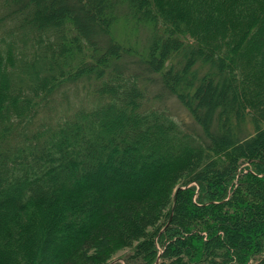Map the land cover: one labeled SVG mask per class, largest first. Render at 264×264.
I'll return each instance as SVG.
<instances>
[{
    "label": "trees",
    "instance_id": "obj_1",
    "mask_svg": "<svg viewBox=\"0 0 264 264\" xmlns=\"http://www.w3.org/2000/svg\"><path fill=\"white\" fill-rule=\"evenodd\" d=\"M118 1L0 0V264H264V0Z\"/></svg>",
    "mask_w": 264,
    "mask_h": 264
},
{
    "label": "rangeland",
    "instance_id": "obj_2",
    "mask_svg": "<svg viewBox=\"0 0 264 264\" xmlns=\"http://www.w3.org/2000/svg\"><path fill=\"white\" fill-rule=\"evenodd\" d=\"M115 2L119 3L120 1L106 0L105 3L107 5V8H109L110 6H112V4H115ZM120 4L122 3L120 2ZM127 14L128 13H126V15ZM94 19H95L94 27L98 28L97 27L98 22L96 23V15L94 16ZM133 21L127 15L126 20H122L118 24L114 25L112 29H110L112 36L116 40V42H119L124 49L126 47L128 50V52L126 53L127 57L125 56L124 58H122L120 62L117 64L120 63H122L123 65L127 64V67H129L128 63L132 61V59H135L136 61L139 56L144 57L146 55V53L148 52L149 43L152 38V32L150 30L149 25H147L144 28V26H141V24L136 23L137 25L138 24L139 25L135 26V24H132ZM80 82L82 83H77V86L76 85L71 86L72 87L71 92L68 91L71 101L72 100L76 101L78 105H80L81 101L83 100L82 97L83 95H85V93L83 92V89H85L83 85L84 80H81ZM153 86L154 85H151V87L149 86L150 89L153 88ZM160 86L162 87V85ZM160 86L156 85L157 90L159 92L158 98H162V100H164V102L162 103L164 105L167 104L169 106L170 110L174 112V116L175 117L177 116L178 118H181V116H188L187 112L180 106V103L174 100L176 99V96L174 97L171 94L165 92L163 88L161 89ZM79 87L80 89H78ZM161 92L163 93L160 94ZM63 97L65 98L67 103V99L65 96L60 95L59 99ZM84 104H86V102ZM52 106L49 107L52 108ZM46 112H48V109H46ZM46 114L48 116L49 113ZM139 242L140 240H135L134 242L131 243L132 245H130L129 243L127 244L128 246H126L125 244L127 243V240L117 239V238L111 239L108 242L107 247L103 246L98 251L93 250L91 253L88 254L86 258H84L82 255H78L76 264H106V263L109 264L110 262L111 264H144L143 262L139 263L136 260H133L131 262L127 261V259L132 255V253H134V250L139 244Z\"/></svg>",
    "mask_w": 264,
    "mask_h": 264
},
{
    "label": "water",
    "instance_id": "obj_3",
    "mask_svg": "<svg viewBox=\"0 0 264 264\" xmlns=\"http://www.w3.org/2000/svg\"><path fill=\"white\" fill-rule=\"evenodd\" d=\"M160 260H161V255H159V257L157 258L155 264H160Z\"/></svg>",
    "mask_w": 264,
    "mask_h": 264
}]
</instances>
